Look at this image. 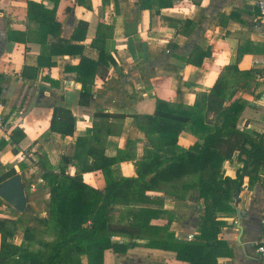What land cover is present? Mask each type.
<instances>
[{
	"label": "crops",
	"instance_id": "1",
	"mask_svg": "<svg viewBox=\"0 0 264 264\" xmlns=\"http://www.w3.org/2000/svg\"><path fill=\"white\" fill-rule=\"evenodd\" d=\"M28 1L40 3L49 11L56 7L52 0H0V113L11 127L9 133H0V143H8L0 150V169L5 168L4 172L13 167H30L32 163L20 157L26 152L35 164L26 171L30 175L39 174L37 163L41 155H47L56 174L64 167L74 177L76 168L66 166L64 158L74 157L77 138L92 128L97 113L129 116L124 121L122 135L109 138L106 154L117 156L130 140L136 142V160L140 161L148 141L131 116L153 115L157 99L193 105L198 94L210 93L225 69L234 66L239 72H249L250 78L234 85L230 101L240 99L247 106L242 122H248V131L263 132L264 33L255 0H60L54 22L60 26L61 33L52 37L54 43L81 46L83 56L98 61L99 50L92 42L101 30L109 36L106 28H113L105 50L117 65L109 64L106 79L96 76L89 106L80 103L82 85L76 82L75 74L66 72L80 63V53L48 55L42 60L46 66L41 65L45 46L38 42L43 39L39 32L29 33V26L32 29L37 26L28 20ZM80 22L88 24L85 40L73 36ZM15 31H27L28 35L15 34V39L10 40V33ZM25 39L30 42H21ZM193 59L196 63H191ZM50 62L52 67L47 66ZM57 109L73 114L76 126L73 136L51 131ZM17 129L24 132L25 139L13 146L11 136ZM196 142L197 138L187 131L179 137L182 149ZM243 166L235 158L225 165L223 173L236 179L237 171ZM113 170L117 177L137 176L133 161L117 164ZM19 175L23 177L22 172ZM83 179L93 188L106 187L101 172L87 173ZM39 200L49 205L50 196ZM234 207V213L221 218L225 225L220 237L226 247L218 264H264L256 252L264 221V184L241 191ZM161 209L168 215L153 220V226L163 227L167 218H174L171 231L176 237L194 240L205 213L204 201L196 193L184 201L167 198ZM35 212L41 213L40 216L47 213L39 212L38 208ZM17 214L12 218L0 213V217L16 220L23 213ZM114 214L119 218L114 223L122 221L119 212ZM25 230L24 225L19 226L14 239L16 245L22 244ZM130 242L121 237L113 240L122 245ZM135 244L126 255L106 248L103 264H187L175 260L172 253L148 248L145 241ZM85 262L88 263L87 257Z\"/></svg>",
	"mask_w": 264,
	"mask_h": 264
},
{
	"label": "trees",
	"instance_id": "2",
	"mask_svg": "<svg viewBox=\"0 0 264 264\" xmlns=\"http://www.w3.org/2000/svg\"><path fill=\"white\" fill-rule=\"evenodd\" d=\"M52 1L56 4L53 11L28 1V20L37 26L34 29L29 26V33L39 32L43 38L38 41L45 46L42 66L45 65L42 60L48 55H82L80 63L67 68L66 72L75 74L76 82L82 85L80 103L89 106L96 76L106 79L109 64L117 65L115 58L105 50L107 39L113 36V28H106L109 36L102 34V30L97 33L92 46L99 50V59L93 61L83 56L81 46L53 42L52 37H57L61 31L54 22L60 0ZM87 30L88 24L80 22L73 36L85 40ZM15 34L28 35L27 31H15L10 33L9 39H15ZM21 42L27 44L30 40ZM47 66L52 67L53 63ZM249 75V72H239L235 66L228 67L211 92L198 94L193 105L157 99L153 115L131 116L148 141L140 161L136 160V142L130 140L117 156L106 154L109 138L122 135L124 121L129 116L95 114L92 128L76 140L74 157L64 158L66 166L76 168L74 177L67 174L64 167L56 174L47 155L40 156L37 163L40 178L49 186L47 217L35 216L28 222L20 217L16 220L0 218V264H103L106 248H112L118 255H126L135 247L136 241H145L148 248L172 253L175 260L182 263L218 264L226 247L220 237L225 225L221 218L235 212L234 203L241 191L264 184V130L262 133L248 131V122H242L247 106L240 99L230 101L234 85L250 78ZM75 129V119L70 111L55 110L52 132L73 136ZM186 131L193 134L197 142L182 149L179 137ZM24 139V132L14 130L11 145L20 144ZM7 145L2 141L0 150ZM235 158L244 166L237 171L236 179H232L223 171ZM126 161H133L136 177L115 175L113 167ZM21 172L20 167L8 169L0 175V184ZM93 172L103 174L104 190L85 183L84 175ZM194 193L204 201L205 207L194 240L176 237L171 231L174 218H167V225L163 227L151 224L168 215L161 209L165 199L184 201ZM3 203L0 198V207ZM136 204L142 207H134ZM123 207L130 209L123 211ZM116 212L125 220L114 223L112 215ZM20 225L26 230L23 242L18 246L14 239ZM112 237L126 238L133 243H113Z\"/></svg>",
	"mask_w": 264,
	"mask_h": 264
},
{
	"label": "rangeland",
	"instance_id": "3",
	"mask_svg": "<svg viewBox=\"0 0 264 264\" xmlns=\"http://www.w3.org/2000/svg\"><path fill=\"white\" fill-rule=\"evenodd\" d=\"M27 155V160H29V162H27L28 164H31L30 167L27 166H23L20 167L23 177H22V181L24 184V188H25V192H26V196H27V201H28V210L26 212H24L20 218H22V220H24L25 222H28L31 218H35V216L40 217V218H46L48 211H49V205H47V203H44L39 200L40 197L43 196H50L49 195V186L45 185L44 180L40 179L41 176V171L40 168L38 169L39 172L38 175H30L29 172H26L27 169L29 168H33L35 164H33V158L31 156H29L26 152H23ZM24 163V162H23ZM5 168L4 169H0V175L4 174L5 172ZM48 199V198H47ZM46 199V200H47ZM38 208L39 212H43V210H45L47 213H45V216H40V214L36 213V209ZM0 213H2L3 215H6L7 217H17L18 216V212L11 206L9 205L7 202L4 201L3 205L0 207ZM118 215L113 214L112 215V220H116L118 217ZM117 217V218H116ZM122 220L123 216H119ZM2 218V217H0ZM19 218V217H18ZM119 219V218H118Z\"/></svg>",
	"mask_w": 264,
	"mask_h": 264
},
{
	"label": "water",
	"instance_id": "4",
	"mask_svg": "<svg viewBox=\"0 0 264 264\" xmlns=\"http://www.w3.org/2000/svg\"><path fill=\"white\" fill-rule=\"evenodd\" d=\"M0 198L11 205L18 213H24L28 210L27 196L20 175L0 184Z\"/></svg>",
	"mask_w": 264,
	"mask_h": 264
},
{
	"label": "built area",
	"instance_id": "5",
	"mask_svg": "<svg viewBox=\"0 0 264 264\" xmlns=\"http://www.w3.org/2000/svg\"><path fill=\"white\" fill-rule=\"evenodd\" d=\"M255 6L258 13V22L264 33V0H255ZM10 131L11 127L9 122L0 113V133H9ZM20 157L22 161L27 159V155L25 153H21ZM113 240L114 237H112V241ZM256 252L257 255L264 261V221L262 226V233L256 246Z\"/></svg>",
	"mask_w": 264,
	"mask_h": 264
}]
</instances>
